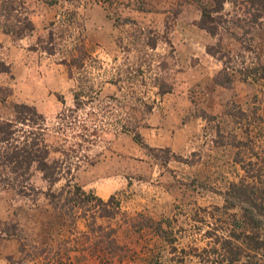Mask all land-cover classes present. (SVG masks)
I'll use <instances>...</instances> for the list:
<instances>
[{"label": "rangeland", "instance_id": "374dc122", "mask_svg": "<svg viewBox=\"0 0 264 264\" xmlns=\"http://www.w3.org/2000/svg\"><path fill=\"white\" fill-rule=\"evenodd\" d=\"M262 5L0 0V119L33 107L61 166L0 188V264H220L255 213L231 184L264 190Z\"/></svg>", "mask_w": 264, "mask_h": 264}, {"label": "trees", "instance_id": "16d2710c", "mask_svg": "<svg viewBox=\"0 0 264 264\" xmlns=\"http://www.w3.org/2000/svg\"><path fill=\"white\" fill-rule=\"evenodd\" d=\"M224 0H213L214 6L209 11H218L221 9V4ZM259 6L260 8H264ZM201 28H204L209 33H214V28L209 24L213 21L208 10L201 13ZM22 27L16 31L21 34ZM15 118L13 121L0 119V188L10 187L18 192H29L33 188L30 186V167L33 165L41 171L42 178L49 184H53L59 178L61 166L57 160L47 161V146L43 139V129L41 128V115L36 112L33 107L24 104H18L15 107ZM19 124V126H18ZM35 125V126H34ZM37 127V128H36ZM18 133H21V139H18ZM154 154V149H151ZM161 151V150H160ZM166 152L162 153L164 158ZM252 187L245 182L231 184V193L234 198L240 202H244L253 208L255 213H252L250 208L242 207V213H238V217L243 228H249L252 231L240 230L239 234H234L231 229L232 237H223L219 243V261L220 264H260L261 257L257 258L259 252L264 251V237L259 233L260 225L254 214L264 216L262 211L264 200V190L259 189L258 194L247 191V187ZM75 194L79 188L73 186ZM112 198L102 202L98 213L104 216H111L114 211L112 208ZM256 199H259L256 203ZM98 201L101 202L99 199ZM231 205V204H229ZM115 206V205H114ZM111 207V210L109 209ZM108 208V209H107ZM251 232V233H250ZM249 233V235H248ZM264 264V261H263Z\"/></svg>", "mask_w": 264, "mask_h": 264}]
</instances>
